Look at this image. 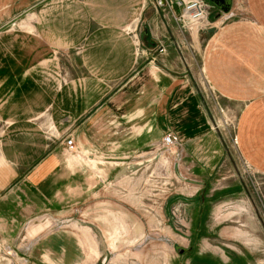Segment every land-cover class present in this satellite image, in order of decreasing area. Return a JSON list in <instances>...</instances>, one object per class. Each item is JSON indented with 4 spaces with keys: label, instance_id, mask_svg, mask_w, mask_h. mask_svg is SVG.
<instances>
[{
    "label": "crops",
    "instance_id": "obj_1",
    "mask_svg": "<svg viewBox=\"0 0 264 264\" xmlns=\"http://www.w3.org/2000/svg\"><path fill=\"white\" fill-rule=\"evenodd\" d=\"M215 10L223 22L199 42L181 33L180 8L160 0H0V122L7 125L0 157L10 169L0 173L1 241L17 239L39 215L79 224L85 214L95 216L96 204L106 211L116 193L99 203L92 189L102 182L124 188L128 170L158 161L169 131L181 140L171 159L181 160L173 167L186 193L167 197L163 208L185 205L199 220L207 180L195 175L209 176L221 152L191 80V60L219 99L238 107L236 147L264 177V151L255 152L264 141V0H244L240 20L224 22L234 9ZM161 44L164 53L146 60ZM61 133L76 147L70 163ZM62 224L29 231L19 264H95L102 252L94 235Z\"/></svg>",
    "mask_w": 264,
    "mask_h": 264
},
{
    "label": "rangeland",
    "instance_id": "obj_2",
    "mask_svg": "<svg viewBox=\"0 0 264 264\" xmlns=\"http://www.w3.org/2000/svg\"><path fill=\"white\" fill-rule=\"evenodd\" d=\"M231 9H234L233 15L224 22L244 19L247 15L244 0H232L229 11ZM216 13L212 7L208 24L198 31L192 29L190 35H197L199 42L209 36L214 27L223 22L218 19L217 23L214 19ZM180 31L189 35L188 30L183 32L180 28ZM161 45L150 50L146 60L159 53L162 55L165 47ZM178 51L180 61L185 63L183 50ZM194 59L195 62L198 60L196 57ZM190 67L193 74L191 80L207 114L209 131L216 138L221 152L218 164L209 176L200 171L195 175V179L207 180V187L202 188L200 194V219L193 218L194 212L185 205L176 203L163 208L167 197L179 196L186 191L180 184L183 180L173 167V149L167 150L161 145L158 161L155 159L153 164L135 166L138 169L134 167L124 174L125 189H118L114 185L108 188L103 186L104 182L92 189L95 201L99 203L109 195L110 190L116 193V203L106 211L103 204H96L95 216L85 214L79 224H71L70 220L62 224L39 215L25 225L17 239L9 243L0 240V264L22 262L18 257L26 252L29 231L36 228L45 233L60 224L63 225L61 229L73 233L77 232V228L89 229L91 236L94 235L96 247L102 252L95 264H181L184 261L191 264V260L198 259H204L209 264H264V177L247 165L236 147L234 131L238 107L220 100L213 91L217 96L214 99L205 81L196 75L197 66L192 60ZM6 127L0 122V147ZM255 129L263 131L262 127ZM49 134L53 135L51 132ZM67 134H59L62 143ZM259 142L261 144L256 143L255 152L258 149L264 151L263 139ZM62 148L65 161L71 162L73 155L66 154L63 145ZM92 158L85 157V161L91 164L102 161ZM175 158L174 163L181 161ZM2 161L0 157V173L7 175L10 169ZM103 177L101 171L96 172L95 179L102 180ZM151 204L157 209L151 210ZM175 247L186 251L179 255Z\"/></svg>",
    "mask_w": 264,
    "mask_h": 264
},
{
    "label": "built area",
    "instance_id": "obj_3",
    "mask_svg": "<svg viewBox=\"0 0 264 264\" xmlns=\"http://www.w3.org/2000/svg\"><path fill=\"white\" fill-rule=\"evenodd\" d=\"M167 3V2H165ZM174 4L180 8V13L176 17V21L179 23L182 31L188 30L198 31L202 29L205 25L208 24V16L212 6L205 0H175L173 2H168V5ZM202 77V76H201ZM202 80L205 79L202 77ZM207 84L209 91L212 94V97L215 99L217 96L214 95L213 89ZM205 91V89L203 90ZM161 145L164 149H176L180 147L181 140L177 137L176 134L172 132L165 133L161 138ZM63 146L66 154L73 155L75 154V145L69 134L63 138Z\"/></svg>",
    "mask_w": 264,
    "mask_h": 264
},
{
    "label": "water",
    "instance_id": "obj_4",
    "mask_svg": "<svg viewBox=\"0 0 264 264\" xmlns=\"http://www.w3.org/2000/svg\"><path fill=\"white\" fill-rule=\"evenodd\" d=\"M173 2L175 0H160V3L163 4L165 2ZM208 2L212 7L217 9L220 13H227L230 9V0H205ZM143 34L146 35V29H143ZM175 252L177 254H183L186 249L175 247Z\"/></svg>",
    "mask_w": 264,
    "mask_h": 264
},
{
    "label": "trees",
    "instance_id": "obj_5",
    "mask_svg": "<svg viewBox=\"0 0 264 264\" xmlns=\"http://www.w3.org/2000/svg\"><path fill=\"white\" fill-rule=\"evenodd\" d=\"M141 39L143 41H147L148 40V36L147 35L145 37L144 36H141ZM191 264H209V263L206 260H204V259H201V260L198 259V260H195V261H192L191 260Z\"/></svg>",
    "mask_w": 264,
    "mask_h": 264
}]
</instances>
